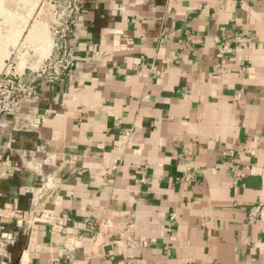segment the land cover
I'll return each mask as SVG.
<instances>
[{
  "label": "crops",
  "instance_id": "1",
  "mask_svg": "<svg viewBox=\"0 0 264 264\" xmlns=\"http://www.w3.org/2000/svg\"><path fill=\"white\" fill-rule=\"evenodd\" d=\"M71 47L1 122L5 206L53 219L0 264H264V0H86Z\"/></svg>",
  "mask_w": 264,
  "mask_h": 264
},
{
  "label": "built area",
  "instance_id": "2",
  "mask_svg": "<svg viewBox=\"0 0 264 264\" xmlns=\"http://www.w3.org/2000/svg\"><path fill=\"white\" fill-rule=\"evenodd\" d=\"M85 2L86 0H48L52 8L51 51L36 68L24 70L22 73L5 71L0 74V126L5 116L15 114L21 106L38 95L39 82L57 83L75 68L77 61L71 39ZM231 52V45L225 43L218 49L217 57L222 58ZM52 219L53 215L45 209L33 213L20 208L17 203L9 204L0 209V245L10 238L6 232V226L10 223L28 225L33 239L38 225L51 222ZM247 219L251 224L264 222V204L251 206ZM58 225L65 231L64 224Z\"/></svg>",
  "mask_w": 264,
  "mask_h": 264
},
{
  "label": "rangeland",
  "instance_id": "3",
  "mask_svg": "<svg viewBox=\"0 0 264 264\" xmlns=\"http://www.w3.org/2000/svg\"><path fill=\"white\" fill-rule=\"evenodd\" d=\"M51 20L48 0H0V74L22 73L42 62L40 53L52 44Z\"/></svg>",
  "mask_w": 264,
  "mask_h": 264
},
{
  "label": "water",
  "instance_id": "4",
  "mask_svg": "<svg viewBox=\"0 0 264 264\" xmlns=\"http://www.w3.org/2000/svg\"><path fill=\"white\" fill-rule=\"evenodd\" d=\"M53 172H54L53 167L46 168L45 166L42 167V170L39 174L33 171L30 172L29 176L30 179H32L33 183L31 185H26V186H28V188L33 187L34 181L35 179H37L40 181L42 188H44L45 190L48 189L47 184ZM5 182L9 187L11 186V191L7 192L6 194L0 195V209L4 208L7 199H10L12 201L19 200L21 195L20 189L22 188V185H13L11 179L9 178ZM36 195H40V192L37 193Z\"/></svg>",
  "mask_w": 264,
  "mask_h": 264
},
{
  "label": "bare ground",
  "instance_id": "5",
  "mask_svg": "<svg viewBox=\"0 0 264 264\" xmlns=\"http://www.w3.org/2000/svg\"><path fill=\"white\" fill-rule=\"evenodd\" d=\"M43 33V32H42ZM42 33H40L41 35H44V34H42ZM51 40V39H50ZM52 41V40H51ZM51 48V46H50V42H49V45L45 48V50L42 52V53H40V56H41V58H43L44 59V57H47L48 55H49V53H50V49Z\"/></svg>",
  "mask_w": 264,
  "mask_h": 264
}]
</instances>
